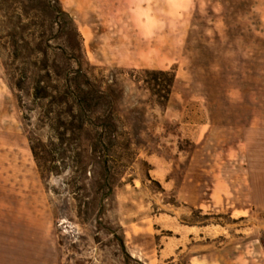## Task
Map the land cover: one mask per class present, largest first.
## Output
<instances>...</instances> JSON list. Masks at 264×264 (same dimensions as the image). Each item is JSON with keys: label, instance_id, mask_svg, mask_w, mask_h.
<instances>
[{"label": "rangeland", "instance_id": "obj_1", "mask_svg": "<svg viewBox=\"0 0 264 264\" xmlns=\"http://www.w3.org/2000/svg\"><path fill=\"white\" fill-rule=\"evenodd\" d=\"M0 264H264V0H0Z\"/></svg>", "mask_w": 264, "mask_h": 264}, {"label": "trees", "instance_id": "obj_2", "mask_svg": "<svg viewBox=\"0 0 264 264\" xmlns=\"http://www.w3.org/2000/svg\"><path fill=\"white\" fill-rule=\"evenodd\" d=\"M151 75L154 76L153 79L151 80L152 81L151 85L153 86V89L156 90V89H158L159 86H162V88L165 92L164 99H166V101H168V96L170 95V90H171V87H172L173 82H174V75L170 72H155V73L152 72ZM158 75L164 76V77H166V79L162 83H159V80L157 77ZM153 95H157V94H153ZM49 96L53 97V95H49V92H48L46 87L38 86L33 91V100L35 101V103H38L41 100L47 99ZM78 105H79V109L81 111L83 108L82 104L79 102ZM63 125H64L63 127L66 131L69 130L70 128L71 129H77L79 131H83L85 122H84V120L81 119L80 121H78V123L76 125L72 121L69 123L64 122ZM59 135L60 136L56 137V139L58 141H60L61 144H63L64 141H69L68 137H66L64 133L59 134ZM45 149H46L45 145L40 140H30V150L34 156V159L36 160L37 168L42 175L53 172L50 167L46 166L49 160L48 159L46 160V158H45V155L47 153V151H45ZM49 154H50V152H49Z\"/></svg>", "mask_w": 264, "mask_h": 264}, {"label": "crops", "instance_id": "obj_3", "mask_svg": "<svg viewBox=\"0 0 264 264\" xmlns=\"http://www.w3.org/2000/svg\"><path fill=\"white\" fill-rule=\"evenodd\" d=\"M253 186H254V185L250 186L251 192L253 191V190H252V189H253ZM221 187L224 188V186H223L220 182H218V183H213V184H212V188H211V190L213 189V190H217V191H219V192H220V196H223V197H224V194H223V193L226 192V189H221ZM226 187H227V185H226ZM218 189H219V190H218ZM227 192H228V191H227Z\"/></svg>", "mask_w": 264, "mask_h": 264}]
</instances>
